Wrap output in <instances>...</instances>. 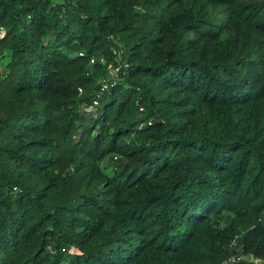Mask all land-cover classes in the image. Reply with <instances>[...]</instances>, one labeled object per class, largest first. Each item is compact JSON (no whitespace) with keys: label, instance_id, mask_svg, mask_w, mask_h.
<instances>
[{"label":"trees","instance_id":"16d2710c","mask_svg":"<svg viewBox=\"0 0 264 264\" xmlns=\"http://www.w3.org/2000/svg\"><path fill=\"white\" fill-rule=\"evenodd\" d=\"M0 29V264H264V0H0Z\"/></svg>","mask_w":264,"mask_h":264},{"label":"built area","instance_id":"2783aa9c","mask_svg":"<svg viewBox=\"0 0 264 264\" xmlns=\"http://www.w3.org/2000/svg\"><path fill=\"white\" fill-rule=\"evenodd\" d=\"M0 33L3 34L4 32L0 29ZM79 55L82 56L81 53ZM98 61L103 62V59L99 58ZM89 63H90V65L94 64L95 58H92ZM123 67H126V65L125 64H119V66H117V67H114L113 65L108 66L109 74L112 77V80L111 81H107V80L102 81L100 83V92H104V91L108 90L110 87H112L115 84L114 79L117 75V72L120 70V68H123ZM79 92L81 93V89H79ZM97 105H98V101L94 100L93 106H97ZM89 110L91 111L92 109H90V108L87 109L88 112H89ZM254 262H255V260H254ZM224 264H226V263H224Z\"/></svg>","mask_w":264,"mask_h":264}]
</instances>
